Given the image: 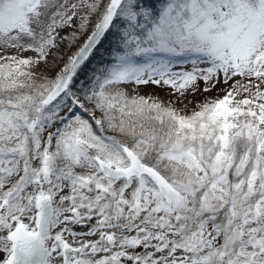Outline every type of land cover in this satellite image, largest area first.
Instances as JSON below:
<instances>
[{
  "label": "snow or ice",
  "instance_id": "1",
  "mask_svg": "<svg viewBox=\"0 0 264 264\" xmlns=\"http://www.w3.org/2000/svg\"><path fill=\"white\" fill-rule=\"evenodd\" d=\"M0 264H264V0H0Z\"/></svg>",
  "mask_w": 264,
  "mask_h": 264
},
{
  "label": "trees",
  "instance_id": "2",
  "mask_svg": "<svg viewBox=\"0 0 264 264\" xmlns=\"http://www.w3.org/2000/svg\"><path fill=\"white\" fill-rule=\"evenodd\" d=\"M106 46H107V45H106ZM104 54H105V53H104V49L101 48V49H100V53L97 55L96 59L93 61L91 67H96V65L99 63L100 57H101L102 55H104ZM142 91H145V90H142ZM146 92H156V91H153V90H152V91H149V90H147ZM157 94H158L162 99H166V98H167L166 93H164V92H159V93H157ZM206 95L209 96V97H216V95H215L214 93H211V92L207 93ZM218 95H219V96H222V95H223V92L221 91V94L218 93ZM191 99H195V100H203V99H204V95H197L195 98H191Z\"/></svg>",
  "mask_w": 264,
  "mask_h": 264
},
{
  "label": "rangeland",
  "instance_id": "3",
  "mask_svg": "<svg viewBox=\"0 0 264 264\" xmlns=\"http://www.w3.org/2000/svg\"><path fill=\"white\" fill-rule=\"evenodd\" d=\"M187 67L190 70L191 65H188ZM222 87H223V85L218 86V88L216 90L212 91L211 93H214L216 96H218V93L221 94L220 88H222ZM142 90H145V92L147 90H149V91H152L153 90V91H156V93H159V92H164L165 93V91L155 89V88H153L151 86H149L148 88L142 89ZM190 99H191V97H190Z\"/></svg>",
  "mask_w": 264,
  "mask_h": 264
}]
</instances>
